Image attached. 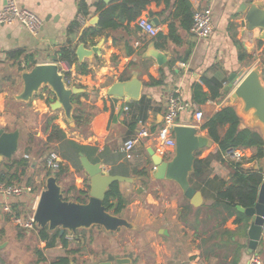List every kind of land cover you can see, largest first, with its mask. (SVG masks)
Listing matches in <instances>:
<instances>
[{
	"label": "crops",
	"instance_id": "crops-1",
	"mask_svg": "<svg viewBox=\"0 0 264 264\" xmlns=\"http://www.w3.org/2000/svg\"><path fill=\"white\" fill-rule=\"evenodd\" d=\"M7 1L0 0V8ZM116 1L119 0H16L19 7L28 8L42 17L43 25L39 32L35 35L31 34L18 23L0 25V128L5 131L19 130L16 152L11 158L4 159L0 165V173L2 172L4 177L17 173L19 174L17 179L12 180L20 181V178L25 177L31 170L36 171V168L42 165L48 152V146L41 147L37 138L42 140L46 138L42 132L43 115L46 114L56 117L53 122L58 124L69 138L80 144L95 146L99 151L106 149L111 155H118L115 158L111 157L109 163L121 164L122 168L129 174L128 176L133 177L132 182H119V189L123 196L129 194L134 187H141L140 177L132 174L134 168H147L151 182L159 185L160 181L158 180L160 179H156L152 174V163L146 149L152 147L158 155L163 156L164 159H169L168 154L172 155L175 147L172 150H166V148L158 146L153 138H145L134 147L132 158L125 159L120 148L126 139L134 135V131L138 126V121L135 123L132 120L133 108L130 107L129 103L137 99H132L126 94L122 97L111 96L108 94L110 86L115 82L128 80L132 76H136L141 81L140 96L146 95L150 99V106L144 121L152 131H155L162 122V116L166 111L167 97L171 92H175L183 101L197 104L200 110L203 113L205 112L204 114H211L223 106L232 105L240 116L238 112L240 102L231 99L232 89L229 91L224 90L228 86L229 77L232 76L236 80L235 83H238L248 71L258 67L261 70L263 81L264 37L262 34L264 32L257 27L249 30L246 23H242L241 7L243 4L249 5L259 1L264 3V0H200L198 6H209L211 8L212 33L206 38L196 39L190 29L188 32L180 30L183 42L178 45L164 39V36H167L168 33V24L172 21L169 15L176 9V0H169L167 5L164 0L160 2L151 0L141 12V15L147 16L149 19L155 17L158 20V25H155L158 29L157 33L162 34V36L156 34L151 37L144 34L137 26V19L130 23L126 21L119 22V27L106 28L100 35L94 37V46H98V51L91 58L85 57L82 60L87 64L88 73L79 74L76 71L75 64H72L73 79L68 85L82 87L86 95L80 96L79 100L86 106L93 105L98 109L90 117L84 132L76 130L75 127L67 129L66 120L61 109L56 111L50 109L49 99L52 101L54 95L46 89L41 90V94L35 95L27 103L18 102L12 98V83H16L21 69H18L17 61L9 55L10 52L22 50L24 55L31 54L35 63L53 62L58 49L67 44L69 38L67 29L72 21L78 20L80 23L81 27L76 30L79 34L82 27L94 26L99 20L100 10ZM188 1L193 11L196 3L194 0ZM82 3L85 4L86 14L80 11ZM94 19L96 23L91 24L90 21ZM136 41L140 43L139 46L135 45ZM91 46L93 45L89 42L85 45L87 48ZM153 52H159L163 55L160 62L153 55ZM21 66L22 69L27 68L25 63H22ZM235 74L237 78L234 77ZM203 76L216 77L222 80L223 93L217 99L208 98L199 104L194 100L193 88L200 84L204 92L208 91L202 83ZM151 80H161L162 83L151 84ZM9 97L20 109L19 112L12 113L10 111L8 106ZM33 116L35 119L29 122V117ZM241 117L243 126L253 127V125H247L246 116ZM248 122L250 121L248 120ZM250 123L252 124V122ZM176 124L193 125L198 128L197 134H206L205 136H207L205 130H200V123L196 122L192 115L187 112L178 115ZM225 129L226 126L222 127L220 133H224ZM32 133L35 137L30 138ZM27 136L29 137L27 138ZM211 146L213 149L209 151L208 148ZM207 147L201 148L199 158H205L214 152L217 144L210 138V144ZM205 152H207L206 156ZM25 154L28 157H24ZM20 158H24L27 165L12 164L13 160H19ZM100 163L103 173L109 174L110 165L102 161ZM63 168L66 170V174L60 177L59 183L63 181L66 184L68 182L66 176H73V181H70L71 183H68L66 188L65 185L62 188L65 196L72 200L85 198L86 195L80 193V191L86 190L85 181L86 178L89 179L84 170L76 171L66 160ZM229 171V168L222 161L215 158L211 161V177L219 175L227 178ZM162 180L175 183L167 179ZM43 188L44 184H41L38 189H35V192L25 194L22 197L33 211ZM14 198L15 201L18 200L17 198L20 199V197ZM11 200L12 198L8 195L0 193V213L2 212V217H0V244H4L5 240L1 239L5 235L4 230L7 228L8 222L12 223L13 215L15 216L11 208ZM151 201L155 203L156 199H151ZM165 207L167 210L172 208V222L183 230L180 234L185 242L182 247L173 248L165 241H157L156 236L158 235H162L169 240L172 232L169 226L163 227L161 225L164 220L162 213H147L148 217L141 223H138L139 221L137 223L152 229L149 230V235L153 240V249L151 248V250L154 256L151 264H207L208 261L203 259L199 249L192 246L191 240L194 243L192 233H190V237L186 238L184 232H187L188 229L177 220L175 203L170 201ZM5 208L8 209L5 210ZM18 208L22 210L21 205ZM123 211L125 212V215L122 214L123 217L127 215V212L132 215L145 213L137 199L126 205ZM232 221L233 218L228 221L229 227H227L230 229L236 227ZM162 229H165L167 234L159 232ZM41 244L45 247V241H41ZM61 248L63 250L59 252L58 249ZM45 249V252L39 249V262L37 264L47 262L48 256L51 255L53 260L66 255L65 249L60 243L53 247H45ZM263 253L264 228L255 251L248 253L246 247L242 252L239 264H247L251 255L254 254L261 258ZM7 255L10 257V252L0 248V264H10ZM116 258L119 257L116 256ZM261 259L264 260L263 257ZM51 261H49V264ZM215 261V258H211L209 263L215 264ZM21 262L19 261L16 264H21ZM95 262L98 263L99 261ZM68 264L73 263L70 261ZM131 264H133V261Z\"/></svg>",
	"mask_w": 264,
	"mask_h": 264
},
{
	"label": "trees",
	"instance_id": "trees-1",
	"mask_svg": "<svg viewBox=\"0 0 264 264\" xmlns=\"http://www.w3.org/2000/svg\"><path fill=\"white\" fill-rule=\"evenodd\" d=\"M150 1L119 0L104 9L100 8L98 22L94 26L82 27L79 34H77L76 30L81 27L80 23L78 20L72 21L67 29L69 32L67 44L58 49L53 61L64 60L70 64L74 63L76 71L79 74L88 73L89 69L87 64L83 61L79 62L75 54L77 45L79 43L86 45L88 42L94 45L95 36L100 35L106 28L119 27V22L126 21L130 23L137 19ZM154 1L160 2L161 0ZM164 1L166 5L169 4V0ZM84 6L85 4L82 3L80 11L86 14ZM169 16H171L172 21L168 24V33L167 36H164V39L172 44L178 45L183 42V36L180 30L188 32L191 27L192 8L190 2L188 0H176V9ZM157 35L162 36L160 33H157ZM23 53L22 50L9 53L17 61L19 70L22 69V63H25V67L27 68H31L36 64L31 54L24 55ZM201 80L208 91L204 92L200 84H197L193 88L194 100L197 103H203L208 98L214 100L222 95V80L216 77L206 76H203ZM150 83H162V81L151 80ZM49 93L52 94L50 91ZM85 95L82 92L80 95L76 94L73 97L75 99L73 101L77 103V107L73 113L75 129L81 132L85 131L90 117L98 111L95 106H86L79 100L80 96ZM49 102H51V99H49ZM129 105L133 108V122L136 123L138 120H145L147 110L150 106V99L146 95H141L139 99L132 100ZM43 118L42 132L46 138L45 140L37 138L38 144L41 147L48 146L52 143L57 144L62 159L69 162L76 171L83 170L79 161V152H82L93 163L102 161L103 163L109 164V174L129 175L122 168L121 164L114 165L109 163L112 158L118 155H111L106 149L99 151L95 146L80 144L69 138L66 132L58 124L53 122L56 118L54 115L45 114ZM240 123L241 118L232 105L223 106L211 114L204 115L203 121L200 123V130L206 131L207 136L217 144V148L205 158H199L201 149L195 151L193 169L188 177L190 185L201 191L204 202L199 206H194L189 202L187 197H184L181 212L178 214V220L181 224L186 229L191 230L194 237L200 239L198 249L203 259L208 261L207 264H210L211 258L216 259L215 264H239L242 252L247 247L246 239L249 217L239 211L238 206L246 208L253 206L256 202L258 186L264 174L259 163L264 158V139L257 129L252 127L241 128ZM224 126H226L224 133H220V129ZM229 147L250 148L253 150V154L250 158L241 161L226 162L222 158V153ZM214 158L222 161L229 168L230 171L227 178L220 177L219 175L210 176L211 161ZM254 160L258 163L257 169L243 167L244 163ZM14 163L20 166L27 165L24 158L13 160L12 164ZM51 174L55 175L59 182L60 177L66 174V170L63 167L55 172L47 170L44 176L47 177ZM132 174L140 177L141 181H148L149 172L147 168H134ZM18 175L14 173L4 177L1 172L0 180L13 181L12 179H17ZM88 181L89 179L86 178V190L80 191V193L86 195L85 198H79L77 200H86L89 190ZM17 199L16 202L11 204L15 215L20 216L22 211L31 210V207L26 204L24 198ZM126 202L125 197L119 189V182L111 183L106 189L103 200L106 210L122 216ZM19 205L23 206L21 211L17 208ZM231 218H233V224L236 225L234 229L226 226V223ZM35 229L38 240L45 241V247H53L57 243H60L66 251L65 256L51 261L50 264H68L71 261L68 253H75V250L68 248L69 242L66 238V232L59 236L58 229L51 231L47 227L39 228L36 225ZM39 251L38 249L37 252L39 253Z\"/></svg>",
	"mask_w": 264,
	"mask_h": 264
},
{
	"label": "water",
	"instance_id": "water-1",
	"mask_svg": "<svg viewBox=\"0 0 264 264\" xmlns=\"http://www.w3.org/2000/svg\"><path fill=\"white\" fill-rule=\"evenodd\" d=\"M241 13L243 14L242 23H246L249 30L257 27L264 32L263 2L243 4ZM150 21L154 25H158V20L155 17L151 18ZM90 23L94 24L96 20H91ZM262 36L264 37V34ZM97 51V45L87 48L83 43H79L75 49V54L78 61L82 62L83 58H91ZM153 55L159 62L163 58L159 52H153ZM234 77L237 78V75L235 74ZM19 78L21 81L20 89L11 95L13 99L27 103L35 95L41 94V90L46 89L54 95L53 100L49 103L50 109L53 111L61 109L69 127H75L73 113L77 103L73 101V97L83 92L84 89L75 85H68L57 63H36L31 68H23L19 71ZM228 81V86L224 90L232 89L231 99L240 102L238 112L240 111L243 116H248L250 122L261 124L264 139V83L261 78V70L258 67L252 68L238 83H235L236 80L232 76L229 77ZM140 89L141 81L136 76H132L128 80L113 83L108 94L118 97L126 94L132 99H138ZM240 127L245 126L240 123ZM172 131L175 138V148L169 159H164L163 156L155 153L152 147L146 149L152 163V174L156 179L174 181L189 199V202L194 206H199L204 202V198L201 191L190 185L188 177L193 169L194 152L209 146L210 138L197 134L198 128L193 125L176 124ZM18 138V129L5 131L0 128V165L4 159L11 158L16 152ZM79 161L89 177V190L86 200L77 201L66 198L57 177L53 174L48 175L33 211L35 225L39 228L47 227L51 231L58 229L59 236L65 232L75 234L77 230L87 229L91 226H98L106 232H115L120 228L137 229L133 222L107 211L103 204L106 189L111 183L132 182L133 177L104 174L101 163L91 162L82 152H79ZM254 164V166L243 165V167L257 169V161ZM238 209L249 217L246 244L247 252L252 253L259 243L264 227V174L258 186L255 204L246 208L238 206ZM159 232L167 234L165 229L159 230ZM3 245V243L0 244V248ZM115 262L116 264H130L131 259L119 257L115 259ZM111 263V261L105 260L96 264Z\"/></svg>",
	"mask_w": 264,
	"mask_h": 264
},
{
	"label": "rangeland",
	"instance_id": "rangeland-1",
	"mask_svg": "<svg viewBox=\"0 0 264 264\" xmlns=\"http://www.w3.org/2000/svg\"><path fill=\"white\" fill-rule=\"evenodd\" d=\"M263 83H264V78H263ZM12 84H13L12 93H15L20 89L19 77L17 78L16 83H12ZM8 102H9L8 105L9 109L12 113L20 111L17 105L11 101V97H9ZM204 113H203V117L205 115ZM239 114L240 117L243 116V114L240 111ZM34 119H35L34 116L29 117L28 121L31 122ZM245 120L248 123L247 125L250 126L253 125L252 128L257 129L261 133V135H263V127L261 126V124L253 123V122L251 124L250 122H248V120H250L248 116L245 117ZM66 126L67 129L71 128L68 126L67 123ZM33 133L35 132L33 131ZM33 133L31 134L30 138L35 137ZM26 135L27 134L25 133V136ZM28 137L29 136H27V138ZM212 149H213L212 146L208 148L209 151ZM47 150L48 151L54 150L58 152L59 156H61L57 148V145L53 143L48 145ZM252 152H253L252 149H250V151L247 152L246 159L252 156L253 154ZM206 153L207 152H205V156ZM168 156H171V154H168ZM225 161L230 162L227 159ZM246 163L244 164L247 167H250L251 165L252 166L255 165L254 164L255 161L246 162ZM259 163L264 171V158H262L259 161ZM47 170L48 169L44 167V162H43L42 165L39 166V168H36V171L33 172V170H31L29 174H26L25 177L20 178V181L18 180L17 181L22 184H26V182H28V184L34 183L36 185V189H38L41 184L45 183L46 177L44 175ZM66 179L68 181L66 184L63 181L60 183L62 188H64V185L66 188L68 186V183H71L70 181H73V176L71 175L66 176ZM158 181H160L159 185L155 183L153 184V182H151V177L149 174L148 181L147 180L141 181V187L139 188L134 187V189L131 190L129 194H126L124 196L127 201L126 205H129L130 203L135 201V199H137L140 202V205L142 206L143 210L145 211L144 214H135V215H132L127 212V215L125 216L129 221L133 222L137 226V229L120 228L115 232H106L105 230H103L98 226H91L90 228L87 229H79L76 231L75 234L66 233L69 242V248L75 250V253H68L71 262L73 264H90V263H96L95 261L101 262V261H105V259H108L111 262L113 261L111 264H116L115 257L118 256V257H129L131 259V262L133 261V264H151V262L153 263L154 256L151 250V248L153 249L152 247L153 240L152 237L149 235V230L152 229L146 227V225L138 224L148 217L147 213L149 212L154 214L162 213V218H164V220L162 221L161 225H163V227L169 226V229L172 232L171 233L172 235L170 236L169 240L162 235L156 236V240L165 241V243L172 245L173 248H179L180 246L182 247L185 241H183V236L180 234V232H182L183 230L179 229L178 225L172 222L171 219V213L173 212L172 208L167 210L165 206L169 204L170 201H173L175 203L177 207L176 218L178 220V214L181 212V205L183 203L182 201L186 196L184 195V193L176 183L165 182L162 179ZM24 196H21L20 198L22 199V197ZM9 197L12 198L10 204L16 202L14 201L15 198L13 196H9ZM151 199L153 200L156 199V202L152 203ZM12 211L13 214H15L14 209H12ZM32 211H33L32 209L27 211H22L20 216L26 219L29 215L33 213ZM122 214L125 215V212L123 211ZM0 217H2V212L0 213ZM226 226H228V222L226 223ZM4 233L5 235L2 236L1 239L5 241L1 249L10 252V257L9 255L6 256L7 259H9L10 264H16L19 261H22L21 264H37L39 262V253L37 252V250L40 249L42 250V252L46 251L44 245L41 244V241L38 240L37 238V231L35 229V226L30 229L23 228L16 225L14 221H12V223L8 222L7 228L4 230ZM184 233L186 235V238L190 237V233H192V236L194 238L193 239L194 243L191 240L192 246H194L195 248L197 247L198 249V244L200 242V239L194 237L193 232L191 230H188L187 232ZM62 250H63L62 248L58 249L59 252H62ZM262 257L264 258V253L262 254ZM51 258L52 255L48 256L47 262H43L40 264H49V261L53 260Z\"/></svg>",
	"mask_w": 264,
	"mask_h": 264
},
{
	"label": "built area",
	"instance_id": "built-area-1",
	"mask_svg": "<svg viewBox=\"0 0 264 264\" xmlns=\"http://www.w3.org/2000/svg\"><path fill=\"white\" fill-rule=\"evenodd\" d=\"M200 0H194L196 3L192 11V23L190 31L194 38L203 39L212 33V11L209 6H198ZM81 21V20H80ZM18 23L31 34H37L43 25V19L34 11L28 8L19 7L16 0H8L0 8V25ZM137 26L146 35L154 37L158 29L150 21L147 16L141 15L137 18ZM139 46L138 41L135 42ZM58 64L60 72L64 75V80L68 84L72 81V68L73 65L64 60L53 61ZM185 65V64H183ZM166 111L163 115L162 122L158 125L155 131H152L144 120H138L137 129L134 135L124 141L121 146V152L125 159L132 158L134 147L138 142L143 139L153 138L156 144L166 150H172L175 147V138L172 128L176 125L178 115L182 112L191 114L193 119L201 123L203 118L202 110L197 104L187 102L180 99L175 93L171 92L167 97ZM250 148L244 147H229L223 153L222 157L231 161H241L246 159L247 152ZM24 157H28L26 154ZM65 166V160L59 156L58 152L54 150L48 151L44 158V167L49 171H57ZM36 185L34 183L22 184L18 181H4L0 180V193L21 197L25 194L35 192ZM8 208H5L7 210ZM14 223L23 228H33L35 223L33 221V213L26 219L21 216L13 215ZM247 264H264V260L257 254L251 255Z\"/></svg>",
	"mask_w": 264,
	"mask_h": 264
},
{
	"label": "bare ground",
	"instance_id": "bare-ground-1",
	"mask_svg": "<svg viewBox=\"0 0 264 264\" xmlns=\"http://www.w3.org/2000/svg\"><path fill=\"white\" fill-rule=\"evenodd\" d=\"M65 127V126H64Z\"/></svg>",
	"mask_w": 264,
	"mask_h": 264
}]
</instances>
